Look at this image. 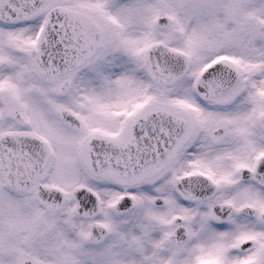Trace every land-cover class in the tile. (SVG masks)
Masks as SVG:
<instances>
[{
  "label": "flooded vegetation",
  "instance_id": "flooded-vegetation-1",
  "mask_svg": "<svg viewBox=\"0 0 264 264\" xmlns=\"http://www.w3.org/2000/svg\"><path fill=\"white\" fill-rule=\"evenodd\" d=\"M112 1L119 4L110 10L112 17H104L92 1L45 0L17 21L42 22L50 9L62 7L83 13L101 27L100 47L58 77L38 75L23 53L35 50L36 36H0V136L31 137L44 151L38 158L46 159L30 183L19 189L7 187L0 171V197L16 200L20 213L68 212L85 222L80 246L93 251V264H113V248L129 255L131 232L126 221L139 199L143 207L161 213L151 216L159 223L140 231L143 245L156 246V264H264V221L260 219L264 187L241 178L243 171H254L264 156V150L259 151L260 146L264 148L260 122L264 111L259 112L264 94L257 82L264 79V67L254 71L240 61L235 68L238 80L227 93L201 98L194 90L195 79L209 62L193 72L195 59L182 51L191 61L188 71L169 87H161L147 79L142 66L146 48L161 41L107 35L102 22H115V9L134 0ZM236 3L264 5V0ZM255 39L259 45L264 36ZM62 49L66 50L64 40ZM226 63L230 65V59ZM66 81L69 91L61 96L59 88ZM62 109L76 118L75 130L58 118L57 111ZM164 118L173 121L177 134L166 150L146 159L138 145L151 140L147 133L163 132ZM43 188L58 189L62 204L42 207L35 195ZM76 188L84 189L78 195L87 199L86 214L92 215L88 219L74 213ZM196 190L200 196L192 197ZM120 198L133 204L122 216L112 211ZM213 209L217 211L211 216ZM106 218L120 222L118 230ZM92 224L104 228L101 234L106 235L88 244L84 239ZM37 237L29 240V250ZM141 253L140 264H149L146 252ZM13 255L15 264L25 259L35 264L24 250Z\"/></svg>",
  "mask_w": 264,
  "mask_h": 264
},
{
  "label": "rangeland",
  "instance_id": "rangeland-1",
  "mask_svg": "<svg viewBox=\"0 0 264 264\" xmlns=\"http://www.w3.org/2000/svg\"><path fill=\"white\" fill-rule=\"evenodd\" d=\"M84 1H92L100 6L104 17L111 16L110 10L119 6L112 5V0H81L82 3ZM215 1L134 0L115 9V22L109 18L112 21L102 23L110 36L112 33H117V36H145L146 43L159 40L173 49L187 51L195 59L193 72L217 56L230 59L233 68H238L240 61L244 60L254 71L261 70L264 67V40L257 45L255 38L264 36V5L247 6L236 3L237 0ZM157 15L168 16L171 24L165 29H157L153 25ZM40 25L41 19L30 24H15L10 28L0 27V36H36ZM194 44L197 45L196 49ZM137 65L141 67L140 63ZM257 82L262 84L259 90L264 94V79L260 77ZM260 99L261 113L264 111V95ZM263 150L260 146L259 151ZM6 198L0 197V253L4 254L0 256V264H15L17 259L13 253L21 250L35 264H93V251L80 246L87 230L85 222L68 212H56L49 216H42L37 211L20 213L17 201L10 202L7 201L10 197ZM143 202L141 199L137 201L126 221L131 232L130 253L125 255L122 248H113V264L128 261L130 264H140L141 252H146L149 264H156V246L143 245L140 231L144 226L159 223L153 221L151 216L156 218L161 213L143 207ZM109 219L106 218L107 221ZM110 224L118 230L117 225L121 223L110 219ZM35 234L38 237L29 250V240Z\"/></svg>",
  "mask_w": 264,
  "mask_h": 264
},
{
  "label": "water",
  "instance_id": "water-1",
  "mask_svg": "<svg viewBox=\"0 0 264 264\" xmlns=\"http://www.w3.org/2000/svg\"><path fill=\"white\" fill-rule=\"evenodd\" d=\"M43 1L0 0V22L6 25L11 24L23 14L34 10ZM170 22L169 17L158 16L154 24L158 28H166ZM102 35V30L88 17L68 9L54 8L47 13L42 23L36 43L37 49L24 53L32 60L39 74L44 76L61 75L96 50L101 43ZM62 40L66 42V50L62 49ZM87 43L90 44L88 47L80 48V45L86 46ZM74 46L78 47L73 49ZM189 66L190 59L186 55L173 51L161 43L149 46L143 57V67L147 76L152 82L163 87L169 86L171 82L182 77ZM237 80L236 70L225 63L216 61L206 66L196 77L194 90L201 98L222 95L228 92ZM68 89L69 81H66L60 87L59 93L64 95ZM57 115L67 128L76 129L77 122L72 114L58 110ZM15 116L17 117L16 114ZM170 120L164 118L163 125L160 127L163 132L147 133L145 137L151 140L138 145V149L145 154L146 159L166 150L177 134V127L171 125L172 120ZM260 122L264 124V117L260 118ZM181 125L180 122L178 130ZM147 128L153 129L154 127ZM41 152L43 153V149L29 136H0V171L6 184L14 189L27 185L45 162L41 157L38 158V154ZM105 161L107 162V159ZM241 178L252 179L258 185L264 186V156L259 158L254 171H243ZM81 190L84 189L76 188L72 193L76 202L74 213L80 218H90L92 215L86 214L89 208L84 205L87 199L78 195ZM53 193L56 197L52 195ZM199 193L196 190L192 197L200 196ZM58 194H60L58 189H40L36 194V201L47 209L58 207L62 204V199ZM154 204L158 206L160 201L157 200ZM132 208V202L128 198H120L118 203L112 207V211L114 214L122 216ZM216 211L217 209H213L211 216L215 215ZM260 219L264 221V217H260ZM102 230L105 229L100 225L92 224L90 233L84 239L85 242L94 244L102 240L106 235L101 234ZM99 234L102 235L100 238ZM21 264L32 263L25 260Z\"/></svg>",
  "mask_w": 264,
  "mask_h": 264
}]
</instances>
